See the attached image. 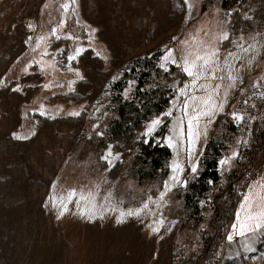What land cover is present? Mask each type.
Here are the masks:
<instances>
[{
	"label": "rangeland",
	"instance_id": "374dc122",
	"mask_svg": "<svg viewBox=\"0 0 264 264\" xmlns=\"http://www.w3.org/2000/svg\"><path fill=\"white\" fill-rule=\"evenodd\" d=\"M6 1L0 0V7ZM62 2L9 0L0 12V264H171L175 246L181 248L174 257L175 264H264V230L258 229L247 246L240 236H234L233 241L226 239L243 191L249 182L264 177V96L256 95L264 91V0H191V8L185 0H76L65 13V24L59 26L64 12ZM229 8L231 13L227 12ZM221 20L227 21L230 32L229 39L218 45L221 61L223 53L235 50L234 40L241 35V47L247 48L253 39L258 47L237 51L239 59L233 65L235 85L228 89L226 98L223 88L219 91L217 99H226L224 111L214 112L215 119L202 118L210 123L200 125L193 156H201L217 128L218 118L225 114L235 124L236 133L221 156L233 149L238 155L231 159L230 166L218 165L220 178L203 200L205 203L199 202L200 217L179 221L178 216L184 218V210L176 191L184 185L174 181L173 187L159 198V205L150 202L154 212L143 209L139 216L117 221L119 209H135L148 196L158 198L175 155L184 163L181 177L188 179L192 173L186 151L174 153L163 142L171 117H162L164 123L145 137L143 129L153 115L132 137H140L141 141L150 137L157 141L160 137L157 142L169 148L168 161L154 176L139 174V165L134 161L136 148L119 152L120 157L111 167L100 159L111 144L105 131L112 115L108 114L112 98L108 84L114 75L119 77L123 62L149 52L157 44L164 50L172 47L180 59L185 48L181 40L197 34L196 29L201 37L208 33L204 38L211 39L213 33L220 31ZM184 22L186 25L178 34ZM28 23L34 27L28 28ZM53 25L58 28L59 39L47 37V52L34 47L36 37L46 35ZM64 32H72L80 39L73 41L61 34ZM174 36L176 40L172 39ZM77 43L84 50L69 62L68 50H74ZM57 48H62L60 53H55ZM32 59L42 60L46 67L41 70L38 63H33L25 72L24 66ZM169 65L177 69L169 83L171 101L176 95L172 84L182 85L188 77L178 65L168 62L167 68ZM72 69H79L82 79ZM49 81L52 87L44 88L43 84ZM253 82L262 87H255ZM16 84L22 86L20 90L13 87ZM123 96L129 97L124 91ZM41 103L49 116L31 111ZM73 110L80 114L71 115ZM233 110L244 114L239 122L229 115ZM184 128L186 134V122ZM13 132L20 136L14 137ZM100 132L102 136L97 135ZM112 151L118 152L115 147ZM94 185L100 186L97 201L104 200L106 190L113 193L112 206H102L110 209L103 216L88 219L87 213L82 215L77 210L75 198L68 201L66 211L59 212L62 194L68 188L79 191ZM234 195L237 197L233 213L227 222L222 206ZM161 218L163 223L155 225ZM220 220L225 227L216 241L213 229ZM150 222L159 227L158 232L148 227ZM209 234L212 236L206 239Z\"/></svg>",
	"mask_w": 264,
	"mask_h": 264
},
{
	"label": "snow or ice",
	"instance_id": "6c2138e0",
	"mask_svg": "<svg viewBox=\"0 0 264 264\" xmlns=\"http://www.w3.org/2000/svg\"><path fill=\"white\" fill-rule=\"evenodd\" d=\"M76 0H63L60 7L64 10L61 14L59 20V26H63L66 22L65 13H67L73 5H75ZM185 4L189 8L192 7L191 0H185ZM74 10V9H73ZM233 10L229 8L228 13H231ZM187 18V17H186ZM77 24H80L79 19L76 20ZM227 21H220V31L218 33H213L211 39H205L204 37L208 36V33H204V36L201 37L198 35L199 29H196L197 34H190L187 39L181 40L180 43L185 45V48L181 52L180 59H177L174 52L175 50L172 47H166L163 54L160 56L158 61L161 68H167L168 62L178 65L180 71L187 75L188 79L184 80L182 85L176 83L172 84V87L175 89L176 95L170 101V107L167 108L164 112L159 115L153 116L150 120L146 121V126L143 129L145 137L149 136L156 129L157 126L164 123L162 117H171V122L169 123V132L164 135L163 142L167 143L169 147L173 148L174 153H179L180 151H186L188 164L191 168V173L194 175L198 172V163L199 157H194L193 153L195 149V140L200 135V125L202 123L207 126L210 121L202 120L203 117H211L215 119L213 115L214 112H223V105L226 103V99H217L219 91L223 88L224 97L228 95V89L234 87L235 81L237 79L236 74L233 71V65L235 60L239 59L237 56V51L247 52L258 47V43L255 39L252 40V43L247 47H241L243 41V36L236 37L234 40L235 50L227 51L223 53V61H221V48L218 46L219 42H226L230 37V32L226 27ZM28 28H33L34 25L31 23L27 24ZM85 31L95 32V29L85 28ZM58 28L56 25H53L50 32L46 35H40L36 37V44L34 47H42L44 52L48 51V39L49 36H55L59 39ZM64 36L71 38L73 41H78L79 36L73 35L72 32L61 33ZM258 35V34H257ZM31 39V37H29ZM88 39H92L91 36ZM173 40H176L177 37H172ZM28 41L26 40L25 43ZM43 42V44H42ZM63 47V46H62ZM88 47H91L89 45ZM164 47V46H162ZM62 48L55 49V53H60ZM84 50V46L77 43L74 50L71 48L68 50L67 60L71 62L74 60L79 53ZM54 53V60H55ZM95 55H100L99 52H96ZM151 55V53H149ZM19 59V57L17 58ZM106 59V57H105ZM49 61L48 63H53ZM38 63L39 68L43 70L46 67L45 62L42 60L38 61L35 59L29 60L28 63L24 66V71H28V65ZM249 63L251 61L249 60ZM70 67V65H69ZM77 73V78L82 79L79 76V69H72ZM118 75L112 77L113 80L117 79ZM2 82V80H0ZM226 82V83H225ZM73 81H68L69 86H71ZM133 81H128V87L124 89V95L129 96L130 90L133 85ZM255 87H262L258 82H253ZM15 89L20 90L21 85L16 84L13 86ZM44 88L52 87L51 81L43 84ZM243 91V89H241ZM256 95L264 96V91L257 92ZM183 97V99H181ZM83 107V106H81ZM173 110L177 115L173 116ZM33 112H40L44 116H49L50 113L45 110V105L40 104V107L31 109ZM58 111V110H57ZM71 115L76 116L80 113L76 110H73ZM94 115V113H92ZM229 115L233 118L235 122H239L243 118L242 112H237L233 110ZM185 122L187 124V132L185 134ZM99 120L97 121V124ZM96 124H93L92 127L96 128ZM34 131V129H33ZM206 134V133H205ZM12 135L20 136V133L13 132ZM31 135V132H29ZM97 135H103L102 132L97 133ZM23 138V137H21ZM140 139V137H137ZM156 140H160V137H157ZM241 141L238 139L236 141L239 144ZM247 143L246 140H244ZM238 155L237 150H231L227 155L221 156L218 161L220 166H230L231 159ZM120 157L119 152L112 151V145L109 144L106 149H104V154L100 157L101 160L108 162L109 167L112 166V163L115 159ZM168 167L171 169V172L163 181V189L158 192V198L148 196L144 199L138 207L135 209H119V214L117 215V221L124 219L126 216L136 215L139 216L143 209H148L149 212H154V209L149 207L150 202L160 204V199L164 196V193L173 187V182L180 185L187 184V179L181 177L180 173L184 171V163L181 162V159L178 155H175L172 161L169 163ZM56 181H53L55 185ZM100 191L99 185H94L92 188L85 190L83 187L78 191L76 188H68L66 194H62L60 200L59 212L63 213L67 210L68 201L75 198V203L77 210L83 215L87 213V218L91 219L94 215L103 216L104 212L109 211V208L102 207L105 203L112 206L113 203V193L111 189L106 190L104 195V200L97 201V193ZM164 203H167L165 200ZM201 204L205 201L201 200ZM53 205L56 206V198L53 197ZM112 210H116L112 207ZM163 223V218L155 221V225ZM152 222L149 223L148 227L152 231L158 232L159 227L155 226ZM264 230V177H258L256 180H253L248 183V187L242 193V199L239 202L235 210V220L232 222L231 231H228L226 239L228 241H233L234 236H240L247 246V242L250 237H254L257 230ZM248 233L250 236H246Z\"/></svg>",
	"mask_w": 264,
	"mask_h": 264
},
{
	"label": "trees",
	"instance_id": "16d2710c",
	"mask_svg": "<svg viewBox=\"0 0 264 264\" xmlns=\"http://www.w3.org/2000/svg\"><path fill=\"white\" fill-rule=\"evenodd\" d=\"M8 1L0 7V12L5 9ZM214 2L215 0L212 3ZM185 25L186 22L180 25L178 34L182 32ZM163 52L164 47L157 44L149 52L129 58L119 66V77L108 84V90L112 93L111 108L108 114L112 115L105 127L107 141L121 154L134 148L138 150L134 161L139 165L141 176H154L170 156L169 148L159 144L153 137L146 141L132 138L134 133L143 127L147 119L163 112L170 103L172 91L169 83L172 80V74L176 73L177 69L173 65H169L167 69L160 67L158 61ZM128 81L134 82L133 88L129 97L123 96V98L122 92L127 88ZM216 127L199 157L198 172L191 174L187 179V184L176 191V196L181 199L184 210V218L178 216L180 222L200 217L199 202L205 200L212 186L220 178L218 161L236 133V126L225 114L218 118ZM236 197L234 195L222 206L227 222L232 216ZM224 227L225 223L220 220L213 229L214 240L218 241L221 238V231ZM211 236L212 234H209L205 238L210 239ZM174 249L176 250L171 253V264H175L173 263L174 257L181 251V248L177 246Z\"/></svg>",
	"mask_w": 264,
	"mask_h": 264
}]
</instances>
